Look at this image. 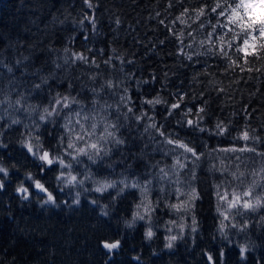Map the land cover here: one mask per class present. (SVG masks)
Returning <instances> with one entry per match:
<instances>
[{"label": "trees", "instance_id": "trees-1", "mask_svg": "<svg viewBox=\"0 0 264 264\" xmlns=\"http://www.w3.org/2000/svg\"><path fill=\"white\" fill-rule=\"evenodd\" d=\"M90 2L92 8L85 0H0V145H6L0 147V167L8 170L7 177L0 175L5 185L0 190V264H209L207 255L216 264H264V208L234 217L217 200L215 187L221 180L217 169L226 165H231L232 183H239L231 176L237 163L240 171L251 172L253 160L261 167L259 155L220 149L244 145L235 138L247 130L259 138L255 147L264 151V59L250 58L242 70L213 55L215 49L209 51L208 33L216 24L209 13L218 0ZM200 9L205 15H198ZM227 55L236 59L239 53L233 48ZM64 96L79 102L72 108L83 105L94 117L88 123H96L98 131L86 143L77 142L75 134L70 137L86 147L91 160L61 144V136L69 138L65 113L71 115L70 126L80 131L70 109L61 110L54 102L60 98L63 103ZM155 99L162 102L146 103ZM172 103L181 106L171 110ZM200 107L203 113H198ZM117 108L122 127L116 135L124 142L105 145L100 130L115 120ZM145 112L151 119L137 120ZM198 116L205 129L214 131L222 122L231 134L193 131L186 121L196 123ZM160 125L164 127L158 130ZM161 130L190 142L203 153L201 159L185 154L188 159L180 160L186 167L179 168ZM37 138L41 153L49 151L72 167L54 163L42 171L41 162L22 147L28 140L36 147ZM90 143L104 151L96 155L87 147ZM236 156L243 159L236 161ZM194 165L195 178L188 173ZM61 172L76 175L83 184L58 181ZM252 179L247 176L245 188ZM34 180L56 197L55 205L42 203L47 197L33 191ZM105 182L116 187L94 191ZM133 183L138 186L131 187ZM21 185L29 188L27 200L15 194ZM77 193L79 205L73 203ZM190 198L191 212L171 207ZM218 207L229 214L227 239L219 231L223 217ZM136 214L145 219L134 220ZM193 215L196 232L191 231ZM234 223L247 227L238 231ZM149 228L151 239L145 236ZM172 235L178 239L167 248L166 237ZM115 241L118 249L110 253L103 248L104 242ZM241 247L247 249L243 260Z\"/></svg>", "mask_w": 264, "mask_h": 264}, {"label": "snow or ice", "instance_id": "snow-or-ice-1", "mask_svg": "<svg viewBox=\"0 0 264 264\" xmlns=\"http://www.w3.org/2000/svg\"><path fill=\"white\" fill-rule=\"evenodd\" d=\"M85 3L88 4L89 8L93 7V4L90 2V0H85ZM185 13H187V9H185ZM214 14L216 18V24H212L211 27L213 31L208 33V45L210 46L209 51H212V49H215V51L212 52L213 55L218 56L221 59H227L230 62V65L240 67L243 70V66L249 64L250 58L255 59H264V0H218V2L211 8L209 15ZM198 15H205L204 9H200L198 12ZM163 23V21H161ZM211 23V21H209ZM201 27H203V23L201 24ZM219 29V31H217ZM231 34V35H229ZM182 43V42H181ZM204 42H201V45L203 46ZM235 49L237 53H239V56H237L236 59H232L227 55L228 50ZM77 59L84 60L86 59L83 56H78ZM189 60L192 59V57H188ZM252 69L249 68L248 71H251ZM39 87V86H37ZM109 88H112L113 85L109 84ZM223 91V89H221ZM93 92L95 93V89H93ZM179 101H183V97H178ZM63 103L60 98L55 99L56 105H61V110L64 108L70 109V112L75 115L77 118L74 121V124L79 126L80 131L77 132L76 127L70 126L71 123V115L69 113H65V117L70 123L65 124V129L67 132V136L69 137L66 139L65 136H61V144H65L66 142V148L73 150L74 152L78 153L79 155H87L88 158L91 160L92 156L87 152L86 147H78L77 144H74L72 139L70 137L75 134V140L77 142H84L86 143L85 138L90 137L92 135H95L98 131L96 123L89 124V121H92L94 117L91 114H88L85 111V107L83 105L79 106V109L72 108L71 104H78L79 102L76 101L74 98L69 102V97L64 96L63 97ZM162 101L159 99L155 100H148L146 103L149 104H159ZM180 103H172L170 105L171 110H175L180 108ZM108 107H111L110 105ZM168 111V115H172V111ZM55 111V110H54ZM128 112H132L133 109L131 107L127 108ZM45 112L51 116L53 113L50 112L48 109H45ZM192 109L188 110V113L191 114ZM204 108L200 107L198 109V113H203ZM57 115H59V111L56 112ZM147 117V113H143L141 116H137V120H141L143 118ZM151 119V117H147ZM41 120H45V116L40 117ZM203 120V117L198 116V121L194 123L192 119H188L186 121L187 126L192 128L193 131H199L201 133L208 131V134L210 136H223L225 133L231 134L229 129L222 123L218 122L216 124V128L214 131H210L205 129L200 125V121ZM14 123H19L18 121H14ZM185 122H180V126L183 127ZM152 128H157V125L153 123L150 125ZM122 127L121 122V116L119 113V108L116 110L115 120L111 123L106 125L102 130H100L99 139L104 141L105 145L109 143H114L116 145L122 144L124 141L119 139L116 135L119 128ZM163 125L159 126V129H163ZM147 130V129H146ZM160 135L165 137V142L167 145L173 146V154L176 158V165L183 169L186 167V164L181 163L180 157L184 156V159L187 160L188 156L185 154H190L191 157L195 158L196 161H199L201 157L203 156V153L198 152L195 146H189L190 142L180 141L178 135L173 136L171 133H167L166 131H160ZM171 137V138H169ZM236 140H242L244 141V145L242 146H236L235 144L229 148L220 149V151H223L225 153H253L254 155H259L261 157V167L256 168L255 167V160L252 162V170L251 172L247 171H240V164L237 163L235 165L236 171L231 172L232 181H238L239 183H232L228 179L229 175V169L231 168V165H226L223 168L217 169L220 171L221 174V180L220 183L215 185L216 187V195L217 200L219 202H223L227 204L228 210H230L231 214L235 216H241L243 217L245 212L248 213H256L260 209L264 208V151L258 150L255 147V144L259 138H253L250 135V132L245 130L242 132V134L239 137L235 138ZM0 147H6V145H0ZM22 147L26 149V152L28 154H31L34 159H38L41 162V170H46L44 166L51 167L54 163L59 164L61 169L64 168H71V164H66L65 161L58 157L51 154L49 151H43L40 152V148L38 146V138H37V146L34 147V144L31 140L23 141ZM87 147L91 148L95 151L96 155H99L101 151H104V149L98 147L97 143H90L87 144ZM175 150H182L175 151ZM107 154V152H105ZM165 154H168L167 152ZM73 160H75L77 163H80L78 156L73 155ZM228 159H232L229 157ZM236 161H240L243 159L241 156H236L234 158ZM95 163V160L92 161ZM215 168V166H213ZM248 165H245V169L247 170ZM161 172L164 171L163 168L160 169ZM0 173H3L5 177L8 176V170L4 167H0ZM189 175H191L193 178H195V165L193 168L188 169ZM251 175L253 177L252 181L248 184V186L245 188V182L247 179V176ZM259 175V179H256V177ZM27 179L32 180L31 174L27 176ZM86 179H90V177H86ZM57 180H63L67 184H74V182H78L80 184H83V180L77 181L76 175L69 174L68 177H65V174L63 172L60 173V175L57 176ZM34 187L36 190H38L40 193H44L46 195V200L44 203H51L53 205L56 204V197L48 191V189L40 182V180H34L33 181ZM127 186V185H126ZM138 185L133 183L131 187H137ZM224 186V191L221 192L220 188ZM5 187L3 181H0V190H3ZM115 183H108L105 182L100 187H96L94 189L95 192L101 193L102 191H105L108 188H115ZM259 190V191H257ZM17 193L22 195V198L27 200L29 199V188L24 187L21 185L16 189ZM193 196H195V190H192ZM198 198V197H195ZM74 204L79 205V193H77V198L73 201ZM93 204L96 203V201H92ZM137 207H140V205H137ZM172 208L176 209L177 211H180L181 209H184L185 211L191 212L194 209V200L190 198L188 201H181L178 204L171 205ZM234 210V211H232ZM146 213L148 212V209L146 208ZM217 211L219 212V215L223 217L220 223V233L222 236H224L225 239H227V236L225 235V224L224 221H227L229 219V214L220 211L219 207L217 208ZM102 215H107L106 212H102ZM144 220L145 215L136 214L134 215V220ZM261 223L264 224V215L260 218ZM170 223L175 224V221H170ZM196 218L195 215L192 216V227L191 231L196 232L197 228L196 225ZM129 227L132 226V224L128 225ZM233 228H237L238 231H244V229L247 227V224L244 223L243 226L239 224H232ZM181 232L184 231V226H180ZM171 231V229H169ZM153 231L151 228L148 229V231L145 233V236L148 239H151L153 237ZM166 239L169 241L166 245L167 248L173 247V242L178 239L176 235H172L169 237H166ZM120 246L119 241H115L112 243L104 242L103 248L107 249L110 253L114 249H118ZM247 249L245 247L240 248V258L243 260L245 259V253ZM224 253L223 251L220 252V257H223ZM207 261L209 264H216V261L213 260V257L211 255H207Z\"/></svg>", "mask_w": 264, "mask_h": 264}, {"label": "water", "instance_id": "water-1", "mask_svg": "<svg viewBox=\"0 0 264 264\" xmlns=\"http://www.w3.org/2000/svg\"><path fill=\"white\" fill-rule=\"evenodd\" d=\"M33 191H35L36 193L40 194V195H45L44 193H40L38 190L35 189V187H32ZM15 194H19L17 193V191H15Z\"/></svg>", "mask_w": 264, "mask_h": 264}, {"label": "rangeland", "instance_id": "rangeland-1", "mask_svg": "<svg viewBox=\"0 0 264 264\" xmlns=\"http://www.w3.org/2000/svg\"><path fill=\"white\" fill-rule=\"evenodd\" d=\"M30 155H31V154H30ZM31 156H32V155H31ZM32 157H33V156H32ZM0 175H3V173H0ZM45 200H46V199H45ZM45 200H44V201H45ZM44 201H42V203H44Z\"/></svg>", "mask_w": 264, "mask_h": 264}]
</instances>
